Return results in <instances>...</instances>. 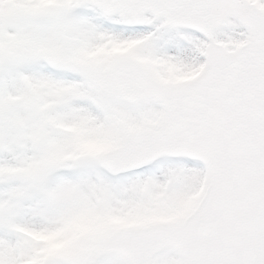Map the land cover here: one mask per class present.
I'll return each mask as SVG.
<instances>
[{"label":"snow or ice","instance_id":"obj_1","mask_svg":"<svg viewBox=\"0 0 264 264\" xmlns=\"http://www.w3.org/2000/svg\"><path fill=\"white\" fill-rule=\"evenodd\" d=\"M0 264H264V0H0Z\"/></svg>","mask_w":264,"mask_h":264}]
</instances>
